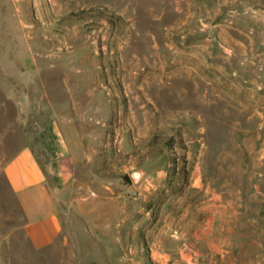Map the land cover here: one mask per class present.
<instances>
[{
    "label": "rangeland",
    "instance_id": "obj_1",
    "mask_svg": "<svg viewBox=\"0 0 264 264\" xmlns=\"http://www.w3.org/2000/svg\"><path fill=\"white\" fill-rule=\"evenodd\" d=\"M0 47V264H75L13 231L23 90L32 118L72 106L84 156L61 205L107 257L264 264V0H0Z\"/></svg>",
    "mask_w": 264,
    "mask_h": 264
},
{
    "label": "crops",
    "instance_id": "obj_2",
    "mask_svg": "<svg viewBox=\"0 0 264 264\" xmlns=\"http://www.w3.org/2000/svg\"><path fill=\"white\" fill-rule=\"evenodd\" d=\"M12 64V58L0 56V66ZM28 80L29 86L33 81ZM15 94L10 93L9 97ZM17 96L22 98L23 137L1 163V172L20 204L19 222L13 231L21 232L39 251L69 244L75 264H120L112 255L106 256L104 236L92 230L90 223L84 229L80 223L74 225L71 204L68 203L67 210L61 205L84 156V136L72 106L51 103L47 109H40L37 118H32L30 90ZM9 240L10 235L0 238L1 243Z\"/></svg>",
    "mask_w": 264,
    "mask_h": 264
},
{
    "label": "trees",
    "instance_id": "obj_3",
    "mask_svg": "<svg viewBox=\"0 0 264 264\" xmlns=\"http://www.w3.org/2000/svg\"><path fill=\"white\" fill-rule=\"evenodd\" d=\"M172 143H173V142H171V143L169 144V146H172ZM183 159H184V160H183V164H182L181 170L184 171V173H185L186 175H188L189 170H188V167H187L186 157H184Z\"/></svg>",
    "mask_w": 264,
    "mask_h": 264
}]
</instances>
